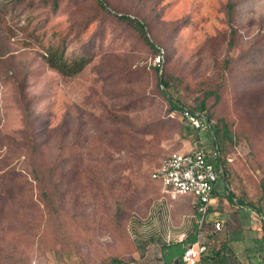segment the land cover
I'll use <instances>...</instances> for the list:
<instances>
[{"label":"rangeland","instance_id":"rangeland-1","mask_svg":"<svg viewBox=\"0 0 264 264\" xmlns=\"http://www.w3.org/2000/svg\"><path fill=\"white\" fill-rule=\"evenodd\" d=\"M228 1L109 0L113 13L144 22L142 31L99 11L94 0H58L55 9L51 0H0V31L8 50L14 61L27 64L24 91L34 113V134L53 140L52 129L66 120L71 132L65 143L74 138L82 168L96 166L93 176H98L92 179L85 170L65 178L58 218L40 201L38 188L21 190L18 184V195L26 200L1 218L0 264H99L109 255L125 262L138 236L151 231L160 236L145 223L150 208L157 203L172 215L173 199L150 179V171L163 156L185 150L196 134L210 148L220 117L231 141L224 142L228 176L219 179L216 210L238 213L241 220L248 211L255 231L263 232L256 206L264 212V0H233L232 25ZM143 34L165 49L157 72L155 48ZM45 55L64 70L49 65ZM77 61H84L82 68L72 70ZM159 74L169 81L170 98L183 106L197 107L205 88L215 91L202 111L211 129L192 131L180 110L167 111L168 100L156 87ZM15 99L14 86L0 77V132L10 136L3 141L9 145L0 146V180L5 167L24 174L31 169ZM45 148L51 156L52 146ZM98 165L106 169L104 178ZM129 193L131 200L120 212L123 239H116L110 229L115 231V202ZM236 197L253 204L238 205ZM160 208L157 216L164 214Z\"/></svg>","mask_w":264,"mask_h":264},{"label":"trees","instance_id":"trees-1","mask_svg":"<svg viewBox=\"0 0 264 264\" xmlns=\"http://www.w3.org/2000/svg\"><path fill=\"white\" fill-rule=\"evenodd\" d=\"M3 4L7 1H17V0H3ZM47 1V0H43ZM95 1V7L103 12V13H113L109 0H94ZM52 8L55 9L58 6V0H51ZM235 1L230 0L226 4V14H227V21L228 24H231V20L234 15V9H235ZM113 15H116V17H119L121 19H126L128 22L133 23L136 27H138L140 30L145 31V24L140 19H136L135 17H132L131 15L126 14H117L113 13ZM233 28V27H232ZM142 38L145 40V43H148L149 45L153 46L155 48V53L153 56H157L158 54H162L163 61L160 65H152V68L155 72H157L160 68V66L164 63V56H165V49L163 50V47H157L155 44H153L152 41L148 39V37L143 34ZM7 36L5 33L0 31V77L6 81H9L12 86H14V93H15V101L17 105L20 107L21 112L23 114V122H24V129L23 133L26 138V141L24 143L25 149L27 154L29 155V158L31 159V169L26 174L22 173L21 171L17 170L14 166L5 167V169L2 171L0 180V223L1 218L6 216L5 210L13 209V204L18 205L21 200H26L25 198H20L18 193L19 189L17 188L18 184L20 189H35L38 188L39 192L41 193L40 201H42L44 204L49 205L54 210L55 218H58V215L61 213V211L64 209L62 202L64 197V192L62 191V185L65 183V178L70 175L74 176L76 174H82L85 172V170L91 173L92 179H97V177L93 176V172L96 170V166L93 168L84 169L81 166L80 158L76 156L74 150H76V146L74 144V138H72V141L67 144L64 141L65 135L69 132H71V129H68L69 123L66 122V120L62 121L57 127L52 129V133H56L57 136H53V140H50V134L47 136L48 138H42L38 139L37 136L34 134V131L32 129L31 121L34 119V113L32 111V108L30 106V101L28 97L25 94L24 91V84L26 82V75H27V64L26 62L21 61H14L13 55L10 53V50H8L7 45ZM232 42H229V45H231ZM62 54H59L58 59L62 64L64 63V60H62ZM44 59L46 62L51 65L52 67H55L57 69L64 70L63 67L60 66V64L57 63V59L52 60L51 55L47 56L45 55ZM154 57L152 58L153 61ZM84 61H77L73 63L72 70L78 71L82 68ZM64 67H67L66 64H63ZM165 75L159 74L158 81L156 84V87H158L160 93L163 97H165L168 100L169 107L167 111L177 109L181 110L183 106L179 103L174 102L168 93L169 88V81L166 79ZM169 79V78H168ZM212 95H216L215 91L213 89H204L203 90V96L198 101V106L188 107L192 111H197L202 113V111L205 109V101L207 98H209ZM132 102V101H130ZM112 116L116 117L115 114H112ZM126 117V116H125ZM209 116L206 115L207 120L209 121ZM114 119V118H113ZM218 122L220 123L219 127L214 126L213 132V145H216L219 151V159L221 163L223 164V177L227 175L226 169L224 168V162L225 158H222L224 153L227 151L225 147V140L231 141L230 137L228 136L229 128L228 125L225 122V119L220 117L218 119ZM10 136L0 132V146L2 144L9 145L7 142H3ZM73 137H76V131L74 130ZM132 138V136H130ZM12 143H14L12 141ZM46 146L50 147L52 146V154L51 156H48L46 153ZM19 152H22V150H19ZM77 153V151H76ZM78 154V153H77ZM100 167V165H98ZM97 168L100 170L102 169V176L104 178L103 172L106 171L104 168ZM228 176V175H227ZM100 178V177H99ZM225 179V178H224ZM220 180L218 181V183ZM217 183V188H218ZM223 189H226V185L228 182H223ZM23 187V188H22ZM264 191V188H263ZM228 192V191H227ZM229 193V192H228ZM227 193V198L230 201H234L233 197L234 195L232 193ZM263 194V193H262ZM215 195H220V190L217 189L215 192ZM23 197V195H22ZM235 198V197H234ZM31 202L34 201V199L30 198ZM28 199V200H30ZM131 200L130 193L126 195V198L124 200L116 201L115 202V208H114V214L112 219L115 220V225L113 226L115 231L112 230L115 236H119L116 239L122 238L123 235L122 231L120 230V212L122 211V205L125 204L126 201ZM248 201V200H247ZM245 201L241 197H236L235 202H237L238 205H243ZM248 205L252 206L253 204L251 201L247 202ZM257 212H260V215L263 220V228H264V212L262 211L261 205L256 206ZM208 212H212V207H209ZM122 213V212H121ZM196 227V226H195ZM261 239L263 241L264 245V229L261 233ZM196 240V235H193V237H185L181 242L177 243H169L162 247L164 251V262L167 263L173 255H176L178 257L182 256L184 248L187 244L193 243ZM123 239V238H122ZM120 239V240H122ZM99 264H124V261L117 255H109L106 258L102 259Z\"/></svg>","mask_w":264,"mask_h":264},{"label":"crops","instance_id":"crops-1","mask_svg":"<svg viewBox=\"0 0 264 264\" xmlns=\"http://www.w3.org/2000/svg\"><path fill=\"white\" fill-rule=\"evenodd\" d=\"M169 196L174 202L172 209L168 208L172 210L171 217V213L167 214L165 208H160L156 203L152 209L150 208L149 217L145 221L149 228L155 227L160 236L154 231H151L148 236H138L134 243L135 249L124 257V264H184L182 256L176 255L165 263L162 247L172 242H181L176 241L181 234L184 238L196 235V225L192 217L194 214L192 198L188 195ZM218 198L217 195L213 199L214 204ZM216 206L218 205H213L210 215L220 221L221 229L213 231L211 224L204 227L201 241L206 244V251L201 256L200 264H264V245L260 237L261 233L255 231L258 229L257 224L250 219L248 211L241 214L244 216V220H241L240 214L236 217L238 213L231 211L220 213L216 210ZM159 208L164 210L163 218L162 214L157 216L155 213V211L158 213ZM262 229H264L263 225ZM196 241L197 235L194 242Z\"/></svg>","mask_w":264,"mask_h":264},{"label":"built area","instance_id":"built-area-1","mask_svg":"<svg viewBox=\"0 0 264 264\" xmlns=\"http://www.w3.org/2000/svg\"><path fill=\"white\" fill-rule=\"evenodd\" d=\"M162 61V54H158L152 64L160 65ZM180 117L192 131L212 127L203 113L188 107L180 110ZM195 136L185 150L163 156L149 173L150 179L157 181L163 192L171 196L188 195L192 198L197 241L185 246L182 254L184 264H200L201 256L206 251V244L201 241L204 227L211 224L213 231L221 227L220 221L211 217L208 209L214 205L217 183L223 177V164L217 146L212 144L210 148L206 147L201 137H197V134ZM183 239L184 235L181 234L176 241Z\"/></svg>","mask_w":264,"mask_h":264}]
</instances>
